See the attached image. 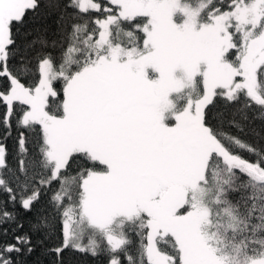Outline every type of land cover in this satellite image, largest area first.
<instances>
[{
	"label": "snow or ice",
	"instance_id": "6c2138e0",
	"mask_svg": "<svg viewBox=\"0 0 264 264\" xmlns=\"http://www.w3.org/2000/svg\"><path fill=\"white\" fill-rule=\"evenodd\" d=\"M0 105V264H264V0H0Z\"/></svg>",
	"mask_w": 264,
	"mask_h": 264
},
{
	"label": "trees",
	"instance_id": "16d2710c",
	"mask_svg": "<svg viewBox=\"0 0 264 264\" xmlns=\"http://www.w3.org/2000/svg\"><path fill=\"white\" fill-rule=\"evenodd\" d=\"M4 107L0 105V116L3 115ZM3 136V129L0 128V137ZM18 136V133L13 130L12 135L8 137L6 140H3L2 142L5 144L7 153H8V162L11 165L15 164V156L17 152V143H16V137ZM250 142H254L253 137L249 136L246 137ZM2 198V197H0ZM43 260V264H48L47 258H39ZM38 257H29L27 264H37ZM76 264H108L107 259L105 257H99V258H93V257H81L78 259Z\"/></svg>",
	"mask_w": 264,
	"mask_h": 264
}]
</instances>
